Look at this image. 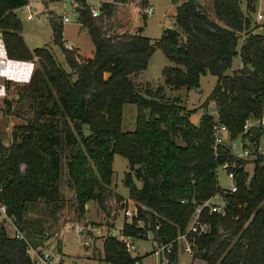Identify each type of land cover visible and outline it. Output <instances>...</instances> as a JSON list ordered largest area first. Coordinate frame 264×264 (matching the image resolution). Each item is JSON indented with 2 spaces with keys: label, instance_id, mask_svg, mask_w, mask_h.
<instances>
[{
  "label": "trees",
  "instance_id": "trees-1",
  "mask_svg": "<svg viewBox=\"0 0 264 264\" xmlns=\"http://www.w3.org/2000/svg\"><path fill=\"white\" fill-rule=\"evenodd\" d=\"M26 2L0 0V31L9 55L40 64L20 97L29 102L33 116L23 118L9 146L0 137V201L29 242L41 247L56 239L62 245V229L51 231L45 219L58 221L65 203L61 181L66 167L75 210L83 216L88 203L96 201L99 211L113 220L106 225L104 260L133 264L124 244L111 234L126 206L113 188V160L121 154L129 162L123 182L144 223L125 221L126 235L152 231L156 238L171 239L178 228L185 229L199 204L221 192L225 212L210 214L206 209L202 215L210 231L199 240L201 254L208 264H264V157L245 159L233 157L227 146L215 149L209 111L213 103L233 138L241 135L254 144L264 135V124L244 133L248 119L262 123L264 117V29L257 31L252 11L240 0H187L176 8V26L153 40L143 34V27L136 33H110L113 25L107 19L116 8L110 2L103 4L99 18L76 5L95 52L82 57L77 49H67L63 24L52 15L53 40L62 47L68 70L49 47L31 50L26 44L15 12ZM159 49L173 62L162 76L175 90L199 87L201 76L208 73L218 77L199 124L191 122L194 111L181 98L168 97L163 85L153 89L149 82L135 83ZM238 53L241 65L233 70ZM6 103L12 106L10 100ZM128 103L138 108L133 130L122 129ZM225 161L237 163L235 193L219 185L218 167ZM158 224L162 227L157 231ZM10 232L4 219L0 264H34L28 244Z\"/></svg>",
  "mask_w": 264,
  "mask_h": 264
},
{
  "label": "rangeland",
  "instance_id": "rangeland-1",
  "mask_svg": "<svg viewBox=\"0 0 264 264\" xmlns=\"http://www.w3.org/2000/svg\"><path fill=\"white\" fill-rule=\"evenodd\" d=\"M154 7L153 15H146L142 9L134 8L129 4L115 5V14L107 19L111 23L110 29H116L117 32L123 33H136L140 27H143V34L154 39L161 38L165 29L174 28L176 25L175 15L178 4L187 0H149ZM44 4L40 7L41 14L35 15L31 18L27 17V11L19 9L16 11L18 17L22 21L23 29L22 34L25 42L31 50L37 48L49 47L54 53L57 60L68 70L69 65L66 62L62 47L54 42L52 24L50 17L52 15L58 17L59 20L63 16H68L71 19L70 23L63 25V36L65 44L69 43L76 47L77 51H81L82 57H92L95 52V45L88 34L87 30L78 21V13L76 6L71 0H43ZM38 61V60H37ZM173 65V62L167 58L162 50H157L151 57L148 67L137 75L134 80L137 85L145 83H151L152 88L156 89L159 85H163L168 97H179L187 105L190 110L194 112L191 115V122L199 124L200 118L204 113V104L206 103L208 96L215 88L218 77L213 74H205L201 76L200 86L192 88L190 90L181 89L175 90L172 87L165 85L164 78L162 76V70L165 66ZM241 65L240 53H238L233 59L232 69H238ZM40 64H38V69ZM28 85H15L8 92L5 98L0 99V137L5 145L12 143L13 131L22 123L23 118L32 117L34 111L29 102L21 100V94H23ZM6 100L12 102V106L9 107ZM214 104H209V111L213 113ZM9 110H11L9 112ZM138 108L136 104L128 103L124 105L123 109V130H133L136 127V117ZM264 119V117H263ZM237 143L236 151L241 149V139H235ZM249 169L253 171V164H249ZM113 168L115 170L113 178V188L116 193L130 199L129 188L124 184L123 178L125 172L129 170V162L127 158L121 154H116L113 160ZM67 169L65 167L62 181L61 191L64 196L65 203L57 213L58 221L52 216L45 219L47 225L52 226L51 231L54 229L60 230L58 237L62 238V244L64 245L65 259L64 264H111L107 263L105 259V242L106 239L101 241H95L91 247H86L82 242L86 239L84 236H78L75 232H65L64 228L70 227L72 223H91L101 224L105 230H108L107 222L112 219L106 217V215L99 211V204L96 201H90L87 206V211L81 216L75 209V195L74 191L67 185ZM219 185L223 189H231L234 181L228 177L227 172L219 167L218 171ZM123 200V201H124ZM219 200V198H215ZM125 202V201H124ZM4 220V216L0 213V227ZM70 224V226H69ZM116 228L112 231L116 232L124 229V214L123 211L119 212L115 221ZM6 226L11 230L13 236V226L6 220ZM124 233V232H122ZM53 242H57L53 239ZM52 242V241H50ZM140 253L151 251L153 243L151 239H142L136 241ZM191 259L187 256L182 258L180 264H190Z\"/></svg>",
  "mask_w": 264,
  "mask_h": 264
},
{
  "label": "built area",
  "instance_id": "built-area-1",
  "mask_svg": "<svg viewBox=\"0 0 264 264\" xmlns=\"http://www.w3.org/2000/svg\"><path fill=\"white\" fill-rule=\"evenodd\" d=\"M75 6L79 5L88 8L93 18H99L102 15V6L104 3H112L115 5L129 4L135 8L142 7L146 15H153L154 7L149 0H71ZM203 2L212 0H201ZM245 10H251L254 18V26L257 31L264 29V0H240ZM80 2V3H79ZM44 4L43 0H27L26 4L22 7L27 11V17L31 18L35 15L41 14L40 7ZM62 24L71 22L68 16H63L61 19ZM66 48L69 50H76V47L66 43ZM38 68L37 59H24L15 58L9 55L5 39L0 31V99L5 98L10 89L15 85L29 84ZM214 124H213V137L214 147L217 149L220 146H227L230 154L233 157L250 158L264 157V135H262L257 143L250 142L246 137L241 135L237 138L241 139V149L236 151L237 143L236 138L232 137L230 128L222 123L219 119L218 111L214 105L213 109ZM264 124L260 120L248 119L244 125V133H247L251 127ZM9 146V145H6ZM219 167H222L228 174V177L234 181L231 189H223L227 193H235L238 189L236 180V161H225ZM218 167V168H219ZM221 187V186H220ZM219 198V200H215ZM125 208L122 210L124 214V222L127 221L133 224L139 221L140 226L144 227V223L138 219V207L132 199H125ZM186 202V200H183ZM227 202L223 198L221 192L215 196L207 199L205 202L199 204L194 213L190 216L188 224L185 229L178 228V234L168 240L156 238L154 232L148 231L145 235L134 237L126 235L124 230L111 231L112 236L124 244L126 251L133 257V264H180L182 258L187 256L191 259L190 264H208L206 258L203 257L200 251L199 240L202 239L210 231V224L203 221V212L208 209L209 213H223L226 210ZM0 213L4 219L8 220L13 226V237L25 241L28 244L30 256L34 264H64L65 251L64 245L58 246V242H49L41 247L33 246L26 234L18 229L16 226V217L8 214V207L5 203L0 201ZM70 226V224H69ZM125 226V225H124ZM162 224L156 226V230H160ZM116 228V227H115ZM124 228V227H123ZM65 232H75L78 236H84L83 245L91 247L96 241L107 239L109 234L101 224H82L72 223L70 227L64 228ZM62 239V238H61ZM142 239H151L153 248L151 251L140 253L137 242Z\"/></svg>",
  "mask_w": 264,
  "mask_h": 264
},
{
  "label": "crops",
  "instance_id": "crops-1",
  "mask_svg": "<svg viewBox=\"0 0 264 264\" xmlns=\"http://www.w3.org/2000/svg\"><path fill=\"white\" fill-rule=\"evenodd\" d=\"M134 8H135V7H134ZM20 9H23V8H20ZM18 10H19V9H18ZM23 10H24V9H23ZM16 11H17V10H16ZM16 11H15V12H16ZM78 53L81 55V51H79Z\"/></svg>",
  "mask_w": 264,
  "mask_h": 264
}]
</instances>
